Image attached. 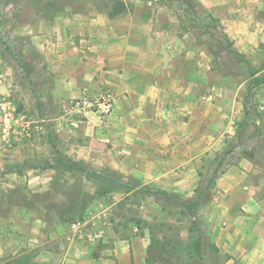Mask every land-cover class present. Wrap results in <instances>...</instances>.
Instances as JSON below:
<instances>
[{"label": "crops", "instance_id": "0c3cea01", "mask_svg": "<svg viewBox=\"0 0 264 264\" xmlns=\"http://www.w3.org/2000/svg\"><path fill=\"white\" fill-rule=\"evenodd\" d=\"M120 1L125 11L112 18L110 6L89 4L25 26L36 58L27 76L0 53V98L9 96L26 121L40 126L10 145L0 137V186L10 196L0 203V264H148L149 233L118 229L120 205L102 244L63 240L70 232L63 188L83 173L65 171L55 153L89 171L116 173L135 189L191 198L199 174L221 155L243 119L246 80L237 83L212 67L206 46L184 29L180 5L148 9ZM195 1L257 69L264 0ZM106 90L113 95L109 115L70 107L85 92ZM258 112L261 135L251 146L262 148L253 159L232 158L201 217L223 264H264V106ZM47 162L51 166L43 168Z\"/></svg>", "mask_w": 264, "mask_h": 264}, {"label": "rangeland", "instance_id": "374dc122", "mask_svg": "<svg viewBox=\"0 0 264 264\" xmlns=\"http://www.w3.org/2000/svg\"><path fill=\"white\" fill-rule=\"evenodd\" d=\"M108 1L34 0V2H30V0H0V53L2 61L14 69L20 70L23 77L27 76V71L35 68L36 58L30 48V38L24 33L25 26L40 17L54 16L58 12H63L64 8L68 9V7L75 11L82 10L83 6L90 4L104 9L108 5ZM179 1L160 0L159 5H178ZM193 33L197 36V33ZM198 39L202 43L205 38L198 37ZM4 41L8 43L7 49L4 47ZM258 58L257 55L251 58L255 65H257ZM211 63L212 67L222 77L232 78L237 83L247 79L248 70L239 61L230 58L225 62L222 61L220 65L216 62ZM24 66L26 70L23 68ZM261 98L257 96L258 107L264 106ZM15 106L19 111L16 102ZM259 148L261 149L262 146ZM215 164L216 161L212 165L208 164V168L202 173V185L205 184V180L208 179L210 170L214 168ZM70 180L63 188L67 197L65 203H67V210H69V223L82 219L83 212L99 198L105 199L106 196L100 197L99 194L107 187L100 184L94 177H88L85 174H78L77 177ZM6 189L0 186V203L7 201L10 197L6 196ZM154 191L155 188L152 187L134 189L132 196L128 197V210L124 205H118L120 208H117L119 210L116 215H119L121 220L117 217V222H115L117 228L131 231L130 227L136 226L147 230L150 239L147 253L148 264H207L209 260L207 256L205 255L203 260L198 261L192 249L194 238H189L187 231L192 222V217L187 214V209L180 203V201H188L194 196L185 198L177 194H170V197H161L156 195ZM205 207H196L195 209L200 218L203 217L202 213ZM122 211L126 213L122 214ZM145 216L149 218H145ZM112 217L114 219V216ZM62 222L66 223L65 221ZM124 232L127 233V231ZM208 239L211 242L209 237ZM223 258L224 256L220 255L219 260L222 262Z\"/></svg>", "mask_w": 264, "mask_h": 264}, {"label": "trees", "instance_id": "16d2710c", "mask_svg": "<svg viewBox=\"0 0 264 264\" xmlns=\"http://www.w3.org/2000/svg\"><path fill=\"white\" fill-rule=\"evenodd\" d=\"M30 2H34V0H30ZM178 5H180L182 11L181 17L184 21V29L197 33V36L200 38H205L202 44L206 46L212 62L220 65L222 61L225 62V60L232 58L235 61H239L248 70L246 89L243 96V119L237 124L235 136L230 140H226L225 148L221 155L214 157L211 161V165L214 161H216V164L213 169L211 168L205 184L202 185V174H199L201 184L195 190L194 197L188 201H180L187 209V214L192 217V222L187 231L189 238H194L192 249L195 252L197 260H203L206 255L209 259L207 264H223L224 260L222 262L219 260V250L209 241L205 225L195 212V209L196 207L207 206L211 202L215 181L232 164L233 157L253 159L256 148L259 147V145L251 146V142H254L261 135V131L255 120L256 117H260L256 99L262 93L261 88L264 85V43L261 45L263 55L259 67L252 69L249 60L233 49V42L222 31L219 22L208 11L203 8L201 9V6L195 0H180ZM107 6H110L108 13L110 18L125 11V6L120 0H109ZM4 47H6L5 49L8 47L6 41H4ZM23 68L26 70L25 66ZM261 71L263 72L260 73ZM52 146L53 149L56 147L55 144ZM55 154L54 158L56 162L63 166L65 171L72 172L74 175L83 173L88 177H94L100 184L106 185V189L99 194L100 197H107L112 192L129 193L136 188L134 185L123 181L121 176L116 173L89 171L82 163L67 161L59 152ZM48 163L43 168L50 167L51 165ZM154 193L161 197H170V195L160 190L155 189ZM98 200L101 199L99 198ZM2 210L0 209V214L3 213ZM69 220L70 218L67 217L66 221L69 222Z\"/></svg>", "mask_w": 264, "mask_h": 264}, {"label": "built area", "instance_id": "2783aa9c", "mask_svg": "<svg viewBox=\"0 0 264 264\" xmlns=\"http://www.w3.org/2000/svg\"><path fill=\"white\" fill-rule=\"evenodd\" d=\"M130 1L139 2L148 9H154L160 4V0ZM2 78L1 74L0 80ZM69 104L78 114L94 112L106 116L112 111L113 95L108 90L98 94L85 92L81 98L71 100ZM39 130L38 123L26 121L22 117L9 96L0 98V137L3 143L10 145ZM128 197L129 195L125 193L112 192L105 199L97 200L85 210L82 219L69 223L70 232L63 237V240L68 244L84 247H96L102 244L111 229L115 209L121 204L129 206Z\"/></svg>", "mask_w": 264, "mask_h": 264}]
</instances>
